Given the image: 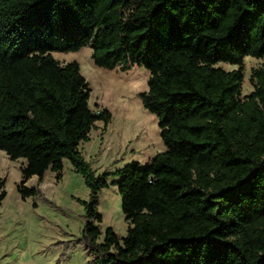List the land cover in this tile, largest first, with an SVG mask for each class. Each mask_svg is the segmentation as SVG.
<instances>
[{"label":"trees","instance_id":"obj_1","mask_svg":"<svg viewBox=\"0 0 264 264\" xmlns=\"http://www.w3.org/2000/svg\"><path fill=\"white\" fill-rule=\"evenodd\" d=\"M85 46L97 67L149 71L139 98L166 151L147 165L97 175L84 159L80 144L109 112L90 108L79 64L52 53ZM247 56L264 58V0H0V150L25 160L21 198L38 192L28 179L60 181L69 161L89 190L82 238L101 264H264V65L242 95ZM109 184L131 225L99 242Z\"/></svg>","mask_w":264,"mask_h":264},{"label":"rangeland","instance_id":"obj_2","mask_svg":"<svg viewBox=\"0 0 264 264\" xmlns=\"http://www.w3.org/2000/svg\"><path fill=\"white\" fill-rule=\"evenodd\" d=\"M61 63L77 62L91 89L92 110L107 109L109 123L96 122L90 141L80 144L84 159L98 175L114 172L132 161L145 166L158 153L166 151L160 137L157 116L142 106L139 94L148 90V70L132 67L121 71L97 67L92 49L85 46L77 52H53ZM264 65V58L245 57L242 95H249L255 86L254 70ZM226 71L238 66L219 63ZM24 159L11 161L0 150V178L5 179L6 197L0 202V264H101L103 256H95L83 241L85 224L83 201L89 199L84 178L69 161L64 162L62 179L47 171L41 181L37 176L26 185L36 187V196L23 200L19 192L20 168ZM117 180L111 176L108 182ZM98 211L104 232L112 227L118 237L127 234L131 225L122 212V199L116 185L109 184L98 198Z\"/></svg>","mask_w":264,"mask_h":264},{"label":"built area","instance_id":"obj_3","mask_svg":"<svg viewBox=\"0 0 264 264\" xmlns=\"http://www.w3.org/2000/svg\"><path fill=\"white\" fill-rule=\"evenodd\" d=\"M93 112L96 114V115H100L101 114V112H102V110H100V109H98V110H93Z\"/></svg>","mask_w":264,"mask_h":264}]
</instances>
